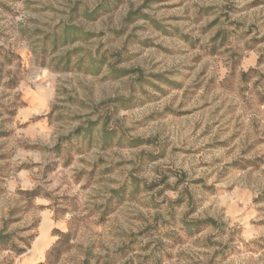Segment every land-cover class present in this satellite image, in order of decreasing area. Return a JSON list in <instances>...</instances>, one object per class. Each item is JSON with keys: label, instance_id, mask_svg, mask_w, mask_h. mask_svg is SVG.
Listing matches in <instances>:
<instances>
[{"label": "rangeland", "instance_id": "374dc122", "mask_svg": "<svg viewBox=\"0 0 264 264\" xmlns=\"http://www.w3.org/2000/svg\"><path fill=\"white\" fill-rule=\"evenodd\" d=\"M0 264H264V0H0Z\"/></svg>", "mask_w": 264, "mask_h": 264}, {"label": "trees", "instance_id": "16d2710c", "mask_svg": "<svg viewBox=\"0 0 264 264\" xmlns=\"http://www.w3.org/2000/svg\"><path fill=\"white\" fill-rule=\"evenodd\" d=\"M87 15V14H86ZM61 29V33L58 36H51L50 39V45L53 47L54 49H58V47H62L63 45H69L72 44L76 41H78L79 39L82 40H87L90 35L88 33H85L84 31H82L80 28H76L74 26L68 25V24H62V26H60ZM68 61V59H65V63ZM90 67L92 69H94V71L96 73H98L99 71V65H101L100 61L98 60H90ZM67 64V63H66ZM105 134V140H109L110 136H109V132L108 131H103ZM212 225L215 226V221H213L212 219H207L204 222H189L188 224H185L186 229L190 230V231H199L198 227L199 225ZM192 229V230H191ZM60 239L57 242V245L53 246L50 251H49V256L50 254H55L56 256H60V254L62 253V249H63V245L64 243V238H66L64 235L60 234Z\"/></svg>", "mask_w": 264, "mask_h": 264}]
</instances>
